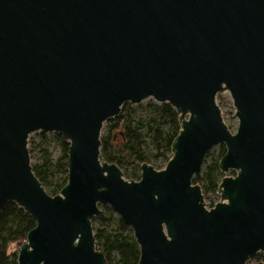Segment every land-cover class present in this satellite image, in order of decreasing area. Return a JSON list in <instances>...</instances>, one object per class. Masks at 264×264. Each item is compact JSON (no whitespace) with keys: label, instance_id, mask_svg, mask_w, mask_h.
Instances as JSON below:
<instances>
[{"label":"water","instance_id":"water-1","mask_svg":"<svg viewBox=\"0 0 264 264\" xmlns=\"http://www.w3.org/2000/svg\"><path fill=\"white\" fill-rule=\"evenodd\" d=\"M229 91L239 124L217 103ZM170 103L181 129L166 166L140 179L104 159V123L127 102ZM69 142L68 180L50 194L30 134ZM221 200L193 182L209 151ZM36 225L18 264H107L93 219L108 204L133 230L139 264H248L264 251V0H0V213ZM257 264H264L258 262Z\"/></svg>","mask_w":264,"mask_h":264},{"label":"trees","instance_id":"trees-1","mask_svg":"<svg viewBox=\"0 0 264 264\" xmlns=\"http://www.w3.org/2000/svg\"><path fill=\"white\" fill-rule=\"evenodd\" d=\"M156 116L150 120L133 119L125 116L123 111L107 121V131L101 136V152L109 162H125V157L134 156L141 163L148 162L145 149L153 144L157 157L172 152V144L178 135L181 125L179 114L170 103L153 104ZM168 125L165 129L164 126ZM61 153L56 161L47 149L43 150L44 160L33 165V170L44 186L49 185L50 194L61 192L68 180L69 142L61 134H57ZM117 140V144H114ZM151 142V143H150ZM225 145L220 146L219 154L207 156L203 168L195 174L193 182L200 184L205 197L218 195L219 183L224 176L219 168V161L225 154ZM126 154V156H125ZM236 173L235 171H232ZM137 179L140 175L136 174ZM96 219L104 228L95 231L97 247L107 258V264H139L140 248L133 235V230L118 218L117 227L109 229L113 219L111 209L100 212ZM36 225L35 219L15 202H9L0 213V264H18V252L27 239L28 232ZM264 259V254L259 255Z\"/></svg>","mask_w":264,"mask_h":264},{"label":"rangeland","instance_id":"rangeland-1","mask_svg":"<svg viewBox=\"0 0 264 264\" xmlns=\"http://www.w3.org/2000/svg\"><path fill=\"white\" fill-rule=\"evenodd\" d=\"M162 104V102H158L154 100L153 98H147L143 100L140 103L132 104L130 102H127L123 105L122 111L124 115L127 117L131 115L133 119H143V120H150L152 117L156 116V111L152 108L153 104ZM217 103L220 106L222 110V115L224 119L226 120L229 128L231 131H236L239 119L236 115V109L234 106L233 98L231 96V93L229 91L221 92L217 95ZM114 118V117H113ZM112 119V118H111ZM109 120V119H108ZM114 123V120L106 121L104 123V127L102 130V135H104L107 131L108 125ZM165 129L168 128V125L164 126ZM56 132H43V131H37L29 136V143L28 148L30 151V157L32 161V165H36L41 163L44 160L43 150L47 149L51 157L53 158V161H56L61 153V146L58 141ZM151 143V142H150ZM114 144H117V140H114ZM224 144H217L215 145L207 154V156H217L219 154L220 146ZM144 154L148 158V163L152 164H158L166 166V164L169 161V158L173 154L172 152L165 153L164 156L157 157V151L155 146L153 144H150L146 149ZM126 156V154H125ZM206 158L208 159V157ZM125 162L120 163L118 161V164L122 166V171L124 174V177L126 179H135L138 180L136 177V174L141 175V165L142 163L139 160H135L134 156H127L124 158ZM203 168V167H202ZM231 170L230 174L235 175L236 173L232 172ZM228 173H223L224 176H226ZM46 190H51L49 185L45 186ZM205 199L213 206L216 201L221 200L220 193L213 194L210 197H205ZM108 208L111 209V213L113 216L112 221L110 222L109 229H114V227H117L116 219L120 218L119 215L110 207L108 204H100V212H108ZM93 228L96 231L98 228H104V225H101L100 222L96 219V217L93 219L92 222ZM264 254V251H260L257 255L254 261L249 262L248 264H257L258 262H264V259H260L259 255Z\"/></svg>","mask_w":264,"mask_h":264}]
</instances>
